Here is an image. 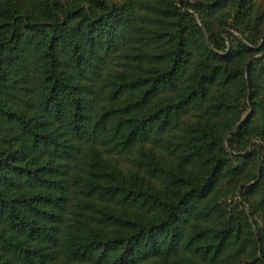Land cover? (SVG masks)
I'll use <instances>...</instances> for the list:
<instances>
[{
	"label": "trees",
	"instance_id": "trees-1",
	"mask_svg": "<svg viewBox=\"0 0 264 264\" xmlns=\"http://www.w3.org/2000/svg\"><path fill=\"white\" fill-rule=\"evenodd\" d=\"M0 264H264L258 0H0Z\"/></svg>",
	"mask_w": 264,
	"mask_h": 264
},
{
	"label": "rangeland",
	"instance_id": "rangeland-1",
	"mask_svg": "<svg viewBox=\"0 0 264 264\" xmlns=\"http://www.w3.org/2000/svg\"><path fill=\"white\" fill-rule=\"evenodd\" d=\"M260 5H261V9H264V0H258ZM186 120H190V119H186ZM259 140H256L255 142H258ZM247 153V152H246ZM137 155L133 154L130 155L128 157H119V156H108L113 162H116L124 171L128 172L131 170V165H130V160L134 157H136Z\"/></svg>",
	"mask_w": 264,
	"mask_h": 264
}]
</instances>
